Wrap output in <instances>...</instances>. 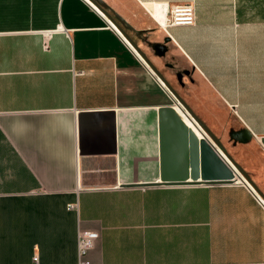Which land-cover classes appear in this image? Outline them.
I'll return each instance as SVG.
<instances>
[{
  "label": "crops",
  "instance_id": "obj_1",
  "mask_svg": "<svg viewBox=\"0 0 264 264\" xmlns=\"http://www.w3.org/2000/svg\"><path fill=\"white\" fill-rule=\"evenodd\" d=\"M89 1L264 196V0ZM189 4L193 24L161 27ZM106 19L83 0H0V264H79L81 230L100 236L90 264H264L244 185L118 186L181 162L174 147L160 169L153 111L172 98Z\"/></svg>",
  "mask_w": 264,
  "mask_h": 264
},
{
  "label": "water",
  "instance_id": "obj_2",
  "mask_svg": "<svg viewBox=\"0 0 264 264\" xmlns=\"http://www.w3.org/2000/svg\"><path fill=\"white\" fill-rule=\"evenodd\" d=\"M101 11L106 18L115 25L126 41L129 42L132 48L141 56V59L147 64V66H149L157 79L162 81L166 89L170 92L173 106H166L157 111H153L157 119V159L160 162V169L162 170L167 155L169 153L173 154V150L178 148V160L181 162L180 170H178V172L171 173L160 171V178L156 181L139 182L134 172L130 175H123L120 173L118 175V186L122 188H147L153 186H211L235 184L237 183V180L242 181V179L233 170V166L264 199L263 194L257 190L249 175H247L243 169L238 166L234 159L230 157L222 144H220L219 140L208 128L205 127L194 112H191L184 101L174 92L167 81L164 80L162 75L151 65L144 53L136 47L130 37L123 32L113 19L109 18L103 10ZM180 106H182L183 109ZM174 108L181 110L187 118H189V114L190 118L202 128L203 131L201 130V138H198L194 130L189 129L185 125L180 114L177 113ZM169 137H171V141L168 140ZM218 149L222 152L225 158L219 153ZM122 163L123 162L120 164L121 166Z\"/></svg>",
  "mask_w": 264,
  "mask_h": 264
},
{
  "label": "built area",
  "instance_id": "obj_3",
  "mask_svg": "<svg viewBox=\"0 0 264 264\" xmlns=\"http://www.w3.org/2000/svg\"><path fill=\"white\" fill-rule=\"evenodd\" d=\"M83 1L85 3H87L98 14H100L104 19H106V16L102 13V11L100 9H98L97 6H95L94 3L92 4L89 0H83ZM165 17H166L165 20L160 24L162 28H166V27L174 26V25L190 26L191 24H193V22L195 20L194 9H193V6L191 4H189V5H181V6H174L173 8H171L167 12V14H166ZM106 20H107L108 25L111 26V28H113V30L117 33V35H119L122 38V40L124 41V43L126 44V46H128V48H130V50H132L137 55L139 61L143 65L147 66V64L141 59V57L136 52V50H134L132 48V46L129 44V42L126 41V39L123 37V35L118 31V29L115 27V25L111 21H109V19H106ZM147 67H149V66H147ZM150 72L154 76V78L159 82V84L162 86V88L172 98L170 92L166 89L164 83L162 81H159L157 79V77L154 75V73L151 71V69H150ZM180 107L183 109L182 106H180ZM188 117L190 118V115L189 114H188ZM192 121H194V120H192ZM195 124L197 125L196 122H195ZM204 135H206V134L204 133ZM206 137H207V135H206ZM218 151L224 157V155L222 154V152L219 149H218ZM228 163L230 164L229 161H228ZM232 168L236 172V174L241 177L242 181H243V179L245 181L243 183H241L239 181V185H242V186L244 185L248 189V191H250V193L253 195L254 199L256 200V203L259 206H263V208H264V199L260 195V193H258L257 191H255L253 189V187L246 181V179L244 177H242V175H240L238 173V171L233 166H232ZM235 184H237V183H235ZM68 208L69 209L72 208V205L69 204L68 205ZM99 237H100L99 236V233H97L95 231H88V230H84L83 231V230H81V231H79L77 233V236H76V244H77V259L79 260V264H90V261L86 257L87 256V252L95 245V242L99 240ZM34 260L36 261V258Z\"/></svg>",
  "mask_w": 264,
  "mask_h": 264
},
{
  "label": "bare ground",
  "instance_id": "obj_4",
  "mask_svg": "<svg viewBox=\"0 0 264 264\" xmlns=\"http://www.w3.org/2000/svg\"><path fill=\"white\" fill-rule=\"evenodd\" d=\"M175 111L177 112V113H179L180 114V116H181V118L184 120V122L187 124V126L190 128V129H192V130H194V132L196 133V135L198 136V138H201L200 136H201V134H202V128H200V126H197V125H195V122L194 121H192L191 119H189V118H187V116L186 115H184L183 113H182V111L181 110H179L178 108H176L175 109ZM187 119H186V118ZM187 120H189V122H192V123H189ZM193 124V125H192ZM194 126L197 128H194ZM199 132V133H198ZM237 180V179H236ZM241 183H243V182H245L244 181V179H243V181H240ZM237 183L239 184V181L237 180Z\"/></svg>",
  "mask_w": 264,
  "mask_h": 264
}]
</instances>
